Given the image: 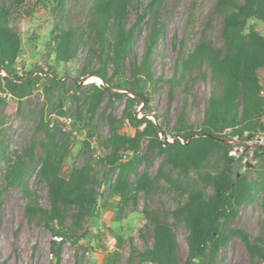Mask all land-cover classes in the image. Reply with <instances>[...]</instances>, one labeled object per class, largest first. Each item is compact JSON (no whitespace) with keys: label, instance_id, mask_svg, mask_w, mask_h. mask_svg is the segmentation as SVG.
<instances>
[{"label":"rangeland","instance_id":"obj_1","mask_svg":"<svg viewBox=\"0 0 264 264\" xmlns=\"http://www.w3.org/2000/svg\"><path fill=\"white\" fill-rule=\"evenodd\" d=\"M151 1H132L128 25L145 15L136 28L125 65L117 73L112 67L107 72L113 84L126 86L125 91L112 89V92L123 93L124 97L109 98L106 93L94 115L88 111V98L92 96L93 87H108L103 81L102 84L87 83L88 78L98 77L89 75L101 66L99 59L90 45L83 44L75 59L68 63L58 61L53 35L56 26L63 29L83 27L93 0H32L13 14L10 27L19 36L21 46L12 72L22 78L17 84H24L29 96L20 101L16 114H5L4 105L17 99L5 89L6 79L13 77L0 70V264H55L51 246L59 239L53 236L51 228L57 225L47 224L38 216L30 220L26 215L29 199L25 191L34 196L40 206L49 208L48 187L39 178L44 159L41 143H47L41 123L55 129L58 135L55 145L60 151L65 143L68 146L66 155L55 156V162L61 166L60 175L69 180L74 171L90 165L88 187L98 200L97 212L83 219L81 227L77 228L82 239L76 244L62 246L61 264H153L142 262L138 257L139 252L152 245V227L146 219L145 208L159 213L174 209L185 202L186 192L192 189L211 194V188L201 175H213L222 169L219 154L212 156L200 171L183 176L165 164L164 156L150 148L145 139L139 153L141 161L137 174H147L152 179L162 169L182 187L176 189L161 180L157 184L162 189L161 195L156 193L147 197L140 193L136 204L130 203L122 211L120 198L110 195L117 171L108 177L109 166L101 160L109 152L103 144L112 135L111 120L121 134L133 136L135 130L129 125L126 114H134L138 119L146 116L162 132L163 139H170L181 126V117L185 128L199 130L211 95L221 92V83L212 78L206 62L187 69L183 67V62L199 44L206 43L215 48L223 46L224 15L215 11L217 0H163L159 21L164 24V31L153 51L150 74L135 80L132 64L141 61L145 53ZM0 4L9 6V1L0 0ZM250 29L264 36L263 21L249 20L245 32ZM94 50L98 51L97 46ZM84 74L89 75L83 77ZM50 79L56 82L51 94L46 91L51 87ZM260 83L264 90V71L260 72ZM131 88L139 93V97L128 92ZM140 96L145 99L144 103ZM127 98L134 102L129 103ZM69 118L70 123L67 122ZM230 133V130L224 133L226 141L232 138ZM248 140L251 145H228L231 152L236 151V155H232L236 159L234 177L245 176L250 181H257L264 171V111L258 128L248 134ZM119 158L127 160V155L121 153ZM8 161L17 166V177L22 184L10 185L5 181ZM130 180L133 184L135 177L131 176ZM252 197V202L236 208L235 216L223 222L225 232L242 230L251 239L260 234L264 222L262 196L255 191ZM74 213V208L68 211L67 227L73 224ZM176 237L183 264L188 255L184 226L178 227ZM213 264L262 262L249 256L238 237H230Z\"/></svg>","mask_w":264,"mask_h":264},{"label":"trees","instance_id":"obj_2","mask_svg":"<svg viewBox=\"0 0 264 264\" xmlns=\"http://www.w3.org/2000/svg\"><path fill=\"white\" fill-rule=\"evenodd\" d=\"M8 1L9 6L0 4V70L13 77L6 79L5 89L17 100L6 103L3 111L7 115H14L19 111L20 101L29 94L24 84H17L22 78L12 72L21 41L11 29L10 20L16 11L32 0ZM132 1L93 0L89 18L83 27L63 29L56 26L54 29L55 55L58 61L68 63L75 59L83 44L90 45L91 51L99 59V69L90 75H83H96L108 85L93 87L92 96L88 98V111L91 115L95 114L106 93L109 98L119 99L124 94L112 92V89H127L123 84H113L107 72L112 67L113 72L117 73L125 65L136 28L145 15L144 13L140 16L136 23L128 25V11ZM162 2L163 0H152L148 6L150 17L145 53L141 61L132 64L133 76L137 81L149 76L154 48L163 35L164 24L159 21ZM215 11L224 15L221 30L223 46L215 48L201 43L183 62L185 69L206 62L212 78L221 83V92H214L210 97L199 130L185 128L181 117V126L176 130L175 137H180L183 143L176 138L172 144L165 142L164 147L158 138L160 130L157 126L147 120L146 116L138 119L134 114L128 113L126 118L135 130L134 135L121 134L111 120L112 135L103 144V148L109 151L101 160L109 166L108 177L110 173L117 171L110 195L120 198V211L130 203L136 204L137 195L140 193L147 197L156 193L161 195L162 189L157 185L161 180L176 189L182 187L162 169L152 179L147 174H137L143 140L147 139L149 147L157 149L164 156L165 164L178 170L183 176L200 171L212 156L220 155L222 169L213 175H201V179L212 190L210 195L202 190L192 189L186 192L185 202L174 209L159 213L145 208L146 219L152 227V245L138 253L140 261L145 263L181 264L176 230L184 226L187 230L188 255L183 264H213L230 237H238L249 256L264 264V222L260 234L253 239L242 230L225 232L223 226L224 221L235 216L236 208L253 201L252 194L255 191L262 196L261 208L264 217V171L259 174L257 181H250L245 176L235 178L233 167L236 159L230 156L224 136L227 130L231 131V136L239 137L246 131H255L264 111V95L261 94L260 83V72L264 71V36L253 29L245 32L249 20L264 22V0H217ZM96 46L98 51L95 52ZM50 82L51 87L46 88L49 94L56 85L54 79H50ZM128 92L139 97L134 88ZM127 100L129 103L134 102L132 98ZM144 101L141 97V102ZM1 103L2 101L0 105ZM40 128L44 130L47 143H41L44 159L39 178L47 184L49 208L40 206L38 200L25 191L29 199L26 215L30 220L38 216L47 224L57 225L51 229L53 236L59 241L52 242L51 250L55 264H61L62 246L65 243L76 244L82 239L77 234V228L81 227L80 222L83 219L90 218L97 212L98 200L93 190L88 187L91 166L87 164L74 171L69 180L63 178L60 175L61 166L55 162V156L59 153L66 155L68 146L65 143L60 151L55 145L58 136L55 129L44 123H41ZM86 145L89 147L88 143ZM121 153L127 155V160H120ZM17 173V166L8 161L5 181L10 185L22 184ZM131 176L135 177L133 184ZM71 208L75 209L74 221L71 227H67L65 218Z\"/></svg>","mask_w":264,"mask_h":264},{"label":"built area","instance_id":"obj_3","mask_svg":"<svg viewBox=\"0 0 264 264\" xmlns=\"http://www.w3.org/2000/svg\"><path fill=\"white\" fill-rule=\"evenodd\" d=\"M3 75L7 76L6 73H3ZM261 94L264 95V90L263 89L261 90ZM140 116H141V114H140ZM67 122L70 123L71 122V119L69 118V120H67ZM249 133L250 132H248V131L244 132V134L242 135V137H239L237 135L236 136H232L231 139H229L227 141L225 140V142H226L227 145H238V144H241V143L242 144L246 143V144L249 145L250 144V140H248V134ZM158 138H159L160 141L163 142V146L164 147H165V142H168V143L172 144L176 138H178L181 141V143H183V140L180 137H173V138H170V139H163L162 138V132H159L158 133ZM229 154H230V156L236 155V151L235 152L234 151H232V152L230 151Z\"/></svg>","mask_w":264,"mask_h":264},{"label":"bare ground","instance_id":"obj_4","mask_svg":"<svg viewBox=\"0 0 264 264\" xmlns=\"http://www.w3.org/2000/svg\"><path fill=\"white\" fill-rule=\"evenodd\" d=\"M97 82H99L100 84L103 83L102 80L98 77H90L87 80V83H97Z\"/></svg>","mask_w":264,"mask_h":264}]
</instances>
